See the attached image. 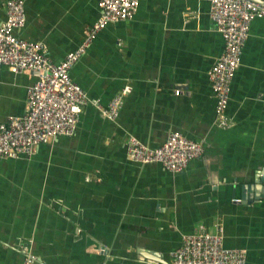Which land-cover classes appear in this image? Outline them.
Returning a JSON list of instances; mask_svg holds the SVG:
<instances>
[{"label":"crops","instance_id":"1","mask_svg":"<svg viewBox=\"0 0 264 264\" xmlns=\"http://www.w3.org/2000/svg\"><path fill=\"white\" fill-rule=\"evenodd\" d=\"M24 1L17 34L55 62L100 16L99 0ZM209 11L207 0H140L134 17L99 32L70 71L89 98L75 134L0 160V264L27 253L33 264H173L171 251L200 224H220L225 246L264 264V18L251 24L222 128L208 70L225 46ZM35 79L0 64V122L25 114ZM125 86L111 121L97 105ZM174 131L204 148L183 171L128 157L130 135L155 148Z\"/></svg>","mask_w":264,"mask_h":264},{"label":"built area","instance_id":"2","mask_svg":"<svg viewBox=\"0 0 264 264\" xmlns=\"http://www.w3.org/2000/svg\"><path fill=\"white\" fill-rule=\"evenodd\" d=\"M207 1L210 16L225 46L209 68L208 78L216 99V121L220 127L227 128L231 124L227 108L232 82L242 62L251 24L257 18H264V4L255 0ZM5 5L7 17L0 22V64L15 73L37 71L39 74L27 88L25 114L0 122V160L30 155L42 143L51 142L60 135L75 134L89 98L84 88L73 80L70 71L109 23L134 17L140 0H99V18L84 28L82 42L59 62L47 55L41 41L27 40L17 34L27 21L25 1L7 0ZM130 90V86H125L106 106L98 104L102 115L115 121ZM126 151L135 162H159L172 172H181L191 160L203 154L204 148L200 142L174 131L155 148L130 135ZM170 256L173 264H247L248 259L246 249L225 246L220 224L216 232L200 224L193 232L183 234L181 245L172 250ZM34 259L32 253H27L22 264H33Z\"/></svg>","mask_w":264,"mask_h":264},{"label":"water","instance_id":"3","mask_svg":"<svg viewBox=\"0 0 264 264\" xmlns=\"http://www.w3.org/2000/svg\"><path fill=\"white\" fill-rule=\"evenodd\" d=\"M255 1H258V2H260V3H263L264 4V0H255ZM34 74L35 75H38L39 74V72H37V71H34ZM261 171H263V175H264V161H263V164H262V167H261Z\"/></svg>","mask_w":264,"mask_h":264}]
</instances>
